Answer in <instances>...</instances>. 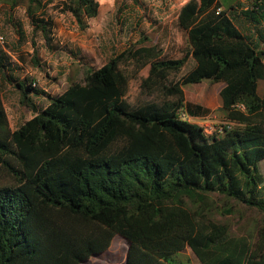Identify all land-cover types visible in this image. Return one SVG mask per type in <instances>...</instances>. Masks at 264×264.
Returning a JSON list of instances; mask_svg holds the SVG:
<instances>
[{
  "label": "trees",
  "instance_id": "1",
  "mask_svg": "<svg viewBox=\"0 0 264 264\" xmlns=\"http://www.w3.org/2000/svg\"><path fill=\"white\" fill-rule=\"evenodd\" d=\"M43 1L11 7L25 4L54 50ZM234 2L188 0L178 13L190 47L182 58L130 47L71 77L42 110L33 81L17 77L0 47V264H92L116 238L122 264H190L188 249L201 264H264V0ZM61 3L83 31L99 15V0ZM205 80L224 84L226 123L212 134L180 116L211 112L184 91ZM4 84L35 113L14 131Z\"/></svg>",
  "mask_w": 264,
  "mask_h": 264
},
{
  "label": "rangeland",
  "instance_id": "2",
  "mask_svg": "<svg viewBox=\"0 0 264 264\" xmlns=\"http://www.w3.org/2000/svg\"><path fill=\"white\" fill-rule=\"evenodd\" d=\"M187 1L99 0L98 17L90 20L89 28L83 31L72 16L62 11V0H44L42 11L54 21L52 44L56 49L53 50L41 35L35 34L25 4L12 9V0H0V37L5 39L0 47L15 65L17 77L28 83L33 81L32 87L38 91L32 93L34 102L42 110L67 90L71 77L82 80L85 67L99 69L130 47L155 45L167 58H182L190 47L187 34L180 27L178 13ZM251 1L235 0L234 7L251 6ZM243 9L235 13L240 16ZM243 21L240 20V24L247 32L249 25ZM18 23L26 34L23 40L16 32ZM250 28L251 33L256 30ZM260 28L264 30V26ZM147 74L148 69L142 76ZM223 86V83L212 84L205 80L184 87L187 102L211 111L204 119L213 128L226 123L220 111ZM1 89L9 126L14 131L35 113L20 103V93L14 85L4 84ZM259 92H264V81L260 82ZM122 246L125 247L119 238L114 239L112 250L93 259L92 264H122L125 257ZM183 259L190 264H201L190 249L183 254Z\"/></svg>",
  "mask_w": 264,
  "mask_h": 264
},
{
  "label": "built area",
  "instance_id": "3",
  "mask_svg": "<svg viewBox=\"0 0 264 264\" xmlns=\"http://www.w3.org/2000/svg\"><path fill=\"white\" fill-rule=\"evenodd\" d=\"M220 11H221V9H218V12H220ZM0 43H2V44L5 43V39L3 37H0ZM180 116L182 119H184L186 121L199 124L200 127H202L207 134H212L215 130H217V128H213L212 126H210L206 122V119L194 118V117L190 116L188 113H186L185 111L181 112ZM218 129L221 130V127Z\"/></svg>",
  "mask_w": 264,
  "mask_h": 264
},
{
  "label": "crops",
  "instance_id": "4",
  "mask_svg": "<svg viewBox=\"0 0 264 264\" xmlns=\"http://www.w3.org/2000/svg\"><path fill=\"white\" fill-rule=\"evenodd\" d=\"M243 22H245V21H243ZM239 25L240 26H242L240 23H239ZM262 34L264 35V30H262ZM114 241V240H113ZM121 242H122V240H121ZM113 243V242H112ZM123 243V242H122ZM124 244V243H123ZM112 246V245H111ZM113 247H114V245H113ZM112 247V248H113ZM123 247V249H124V252H125V257H124V259H123V261H122V263L125 261V258H126V249H125V247L124 246H122ZM109 250H112L111 248L109 249Z\"/></svg>",
  "mask_w": 264,
  "mask_h": 264
}]
</instances>
